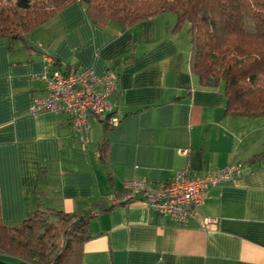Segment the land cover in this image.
I'll return each mask as SVG.
<instances>
[{"label": "crops", "instance_id": "1", "mask_svg": "<svg viewBox=\"0 0 264 264\" xmlns=\"http://www.w3.org/2000/svg\"><path fill=\"white\" fill-rule=\"evenodd\" d=\"M167 15L124 28L94 22L76 1L26 41L0 39L1 219L19 223L36 207L86 213L79 264H264V118L226 115L222 84L200 85L187 25L175 30ZM43 55L51 68L113 71L118 122L106 130L89 119L87 133H76L66 114H30ZM233 163L241 175L208 187L187 225L108 199L122 196L125 180L163 182L184 168L202 175ZM205 217L216 224L202 228Z\"/></svg>", "mask_w": 264, "mask_h": 264}, {"label": "trees", "instance_id": "2", "mask_svg": "<svg viewBox=\"0 0 264 264\" xmlns=\"http://www.w3.org/2000/svg\"><path fill=\"white\" fill-rule=\"evenodd\" d=\"M76 1L94 22L124 28L173 14L175 30L187 25L189 64L200 85L222 84L226 115L264 118V0H0V39L26 41L29 32ZM103 124L106 130L115 125ZM98 151L105 156V136ZM87 218L86 213L42 207L16 224H5L0 216V261L8 264L4 257H12L23 264H79L81 246L90 238ZM161 264L171 262L164 258Z\"/></svg>", "mask_w": 264, "mask_h": 264}, {"label": "built area", "instance_id": "3", "mask_svg": "<svg viewBox=\"0 0 264 264\" xmlns=\"http://www.w3.org/2000/svg\"><path fill=\"white\" fill-rule=\"evenodd\" d=\"M43 59L46 63L39 77L44 87L41 94L33 96L28 109L30 114H66L72 131L76 133H87L89 119L111 125L118 122L113 101L117 75L113 71L97 74L90 68L75 66L51 68L49 57L43 55ZM240 175V166L235 163L202 175L192 174L189 168H184L176 171L168 181L125 180L122 183L124 194H110L108 199L115 205L126 200L137 201L187 225L199 217L195 208L202 202L203 192L208 187L230 182ZM216 222V218L205 217L201 226L209 229Z\"/></svg>", "mask_w": 264, "mask_h": 264}, {"label": "rangeland", "instance_id": "4", "mask_svg": "<svg viewBox=\"0 0 264 264\" xmlns=\"http://www.w3.org/2000/svg\"><path fill=\"white\" fill-rule=\"evenodd\" d=\"M166 14H168L167 16H169V15H173V14H171V13H166ZM174 16V15H173ZM56 210V209H55ZM57 219V217L56 216H53L52 217V220L53 221H55ZM61 232H62V226L61 225H59L58 226V238L60 239L61 238ZM4 260L8 263V264H23V263H21L19 260H17V259H15V258H12V257H4Z\"/></svg>", "mask_w": 264, "mask_h": 264}, {"label": "water", "instance_id": "5", "mask_svg": "<svg viewBox=\"0 0 264 264\" xmlns=\"http://www.w3.org/2000/svg\"><path fill=\"white\" fill-rule=\"evenodd\" d=\"M0 264H6V263H4V262L0 261Z\"/></svg>", "mask_w": 264, "mask_h": 264}]
</instances>
